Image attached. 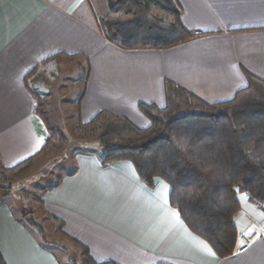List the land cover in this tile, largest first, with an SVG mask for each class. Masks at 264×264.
Instances as JSON below:
<instances>
[{"label": "crops", "instance_id": "0c3cea01", "mask_svg": "<svg viewBox=\"0 0 264 264\" xmlns=\"http://www.w3.org/2000/svg\"><path fill=\"white\" fill-rule=\"evenodd\" d=\"M177 2L184 26L198 36L166 49H124L99 30L109 0H0L3 164L11 167L41 153L53 123L51 98L59 88L70 92L60 102L67 110L76 102L75 123L106 109L146 128L150 121L139 104L164 106L166 79L209 103L232 99L248 85V74L264 79V0ZM71 62L75 71L66 74L62 66ZM37 93L48 107V118L38 112ZM79 145L54 183L51 177L41 183L43 192L35 202L39 206L41 199L45 212L63 221L71 242L87 246L95 260L264 264V208L246 193L238 195L242 209L234 222L240 235L259 237L245 252L221 258L180 215L177 220L172 214L178 211L170 204V192L165 194L164 185L171 188L167 182L156 177L161 183L150 187L130 161L104 164L102 144ZM4 199L0 248L7 264H62Z\"/></svg>", "mask_w": 264, "mask_h": 264}, {"label": "trees", "instance_id": "16d2710c", "mask_svg": "<svg viewBox=\"0 0 264 264\" xmlns=\"http://www.w3.org/2000/svg\"><path fill=\"white\" fill-rule=\"evenodd\" d=\"M181 15L177 0H109V11L100 19L99 30L124 49H166L200 34L185 27ZM165 94L164 106L139 104L150 121L146 128L105 109L81 122L75 129L77 137L102 144L104 164L130 161L148 186H154L150 175L174 187L169 201L184 223L221 258L229 257L240 240L234 222L242 209L239 193H246L264 208V79L248 74L245 88L232 99L215 103L170 79L165 80ZM49 131L43 150L59 133L50 125ZM33 157L11 167L0 158V205L12 191L10 177L24 173ZM48 215L69 238L63 221ZM28 223L42 230L33 219ZM74 242L85 264H117L95 260L87 246ZM0 264H7L1 248Z\"/></svg>", "mask_w": 264, "mask_h": 264}, {"label": "rangeland", "instance_id": "374dc122", "mask_svg": "<svg viewBox=\"0 0 264 264\" xmlns=\"http://www.w3.org/2000/svg\"><path fill=\"white\" fill-rule=\"evenodd\" d=\"M62 67L66 74L70 72L73 74L76 64L75 62H71L69 66L65 65ZM58 88L59 86L55 87V89ZM59 89L53 92L51 98V121H53L51 127L59 130V133L52 145L47 146L46 149L32 158L24 173L10 177L12 191L10 196L4 200L13 207L16 213L23 215L27 222L33 219V221L41 225L42 230L35 228L37 235L46 246L55 252L62 264H85L77 246L59 232L56 222L45 212V209L42 207L43 205L40 204L38 206V203L35 202L37 200L35 196H40L43 192L41 183L47 184L48 181L46 180L50 177L51 184L54 183L57 179L56 173H61L62 167L72 162L75 147L80 146L79 144L84 142V140H80L77 137L75 130L79 125L75 123L76 102L74 106L67 110L65 107L68 106H64L65 103L60 102L61 98L65 97V95L67 96L70 92H67L68 89ZM76 94L77 92H75ZM37 98V109L42 112L44 118H48V107L44 103V98L40 97L38 93ZM90 142L94 145L100 144L95 140H91ZM246 236L252 240L254 239V235ZM240 246L236 250L239 251Z\"/></svg>", "mask_w": 264, "mask_h": 264}, {"label": "snow or ice", "instance_id": "6c2138e0", "mask_svg": "<svg viewBox=\"0 0 264 264\" xmlns=\"http://www.w3.org/2000/svg\"><path fill=\"white\" fill-rule=\"evenodd\" d=\"M147 174V173H146ZM148 179H149V182L150 183H154V184H158V183H161V181H159V180H157V179H155L154 177H152V176H150L149 175V177H148ZM164 187H165V194H167V193H169V192H171V193H174L175 192V188L173 187V188H169V186L168 185H164ZM174 216H176L177 217V220H179V213L178 212H174V213H172ZM181 223H182V221H180ZM241 247H243V245L241 244ZM210 252H211V249L209 248L208 249ZM212 255H215V253L214 252H212Z\"/></svg>", "mask_w": 264, "mask_h": 264}, {"label": "built area", "instance_id": "2783aa9c", "mask_svg": "<svg viewBox=\"0 0 264 264\" xmlns=\"http://www.w3.org/2000/svg\"><path fill=\"white\" fill-rule=\"evenodd\" d=\"M258 237H259L258 234H256V235L253 236L254 239L255 238L257 239ZM240 239L242 240L243 247L240 246L239 252H245L246 250L249 249L252 239L249 238L246 235H240Z\"/></svg>", "mask_w": 264, "mask_h": 264}]
</instances>
